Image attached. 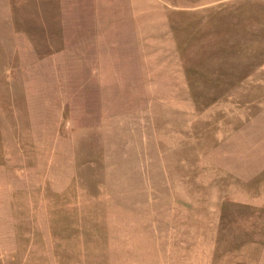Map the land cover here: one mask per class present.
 I'll list each match as a JSON object with an SVG mask.
<instances>
[{
	"label": "rangeland",
	"instance_id": "374dc122",
	"mask_svg": "<svg viewBox=\"0 0 264 264\" xmlns=\"http://www.w3.org/2000/svg\"><path fill=\"white\" fill-rule=\"evenodd\" d=\"M0 264H264V0H0Z\"/></svg>",
	"mask_w": 264,
	"mask_h": 264
}]
</instances>
